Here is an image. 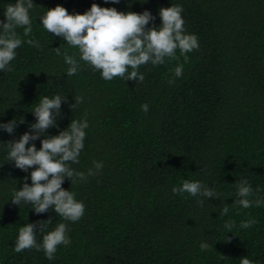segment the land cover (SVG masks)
<instances>
[{
    "label": "trees",
    "instance_id": "obj_1",
    "mask_svg": "<svg viewBox=\"0 0 264 264\" xmlns=\"http://www.w3.org/2000/svg\"><path fill=\"white\" fill-rule=\"evenodd\" d=\"M15 2L0 0V22ZM32 2V34L25 37L23 27L16 28L22 44L9 65L13 70L0 71V123L16 121L13 133L0 129V264H240L241 257L264 264V205L234 204L242 179L253 188L249 199L264 200V0ZM93 3L121 12L147 10L154 17L147 27L160 26V8L180 5L184 28L198 37L199 48L187 54V62L177 50L178 60L142 65L143 82L106 81L79 59L78 48L48 33L39 20L57 5L83 14ZM64 52L79 61L73 76L66 74ZM177 64L184 66L179 78L173 74ZM55 95L66 97L57 126L29 144L39 150L41 139L86 118L84 148L70 167L87 174L95 171L94 161L103 163L96 175L62 183L85 205L77 222L63 221L52 209L36 214L31 204L11 202L15 190L31 185L33 169L25 172L7 161V144L32 134L39 98ZM77 97L83 102L70 107ZM183 180L212 187L218 198L174 194ZM225 204L229 212L221 216ZM250 218L256 223L240 228ZM49 219L42 232L38 222ZM61 222L71 243L59 246L52 260L43 250L14 251L21 226L35 224L40 243ZM227 222L235 224L230 233ZM202 243L209 247L201 249Z\"/></svg>",
    "mask_w": 264,
    "mask_h": 264
},
{
    "label": "clouds",
    "instance_id": "obj_2",
    "mask_svg": "<svg viewBox=\"0 0 264 264\" xmlns=\"http://www.w3.org/2000/svg\"><path fill=\"white\" fill-rule=\"evenodd\" d=\"M109 2V0H105ZM119 3V0H111ZM34 4L32 0H16L9 4L4 12L5 22H0V71L13 69L9 66L16 58V49L22 44V39L16 32L17 27H23V35L30 37L32 34V19L30 10ZM180 5L159 9L161 24L159 27H147L154 19L152 14L145 10L142 13L121 12L115 8L100 7L93 3L83 14H69L67 9L57 5L47 9L39 18L44 29L53 36L63 38L70 46L78 48L79 59L87 63L94 71H99L101 78L111 81L116 77L123 80L143 82L145 77L138 69L147 63L153 66L163 65L168 60H178L177 50L180 56L187 62V54L199 48L198 37L189 34L184 28V19ZM33 47H39V42L34 39L26 41ZM56 55H61L60 47L55 48ZM63 59L67 68V76L75 75L79 68V61L75 55L63 53ZM183 64H177L173 70L176 78L183 74ZM131 69V71H129ZM174 83V80H169ZM62 102L66 97L55 95L51 98L43 96L32 111L36 122L30 124L32 134L25 132L18 141H10L7 161L22 171L30 173L31 185L24 183L15 190L11 202L20 205L21 202L31 204L36 214H41L52 209L63 221L77 222L85 211L83 202L76 199L73 191L62 188L65 179L75 184L83 181L87 176L96 175L103 168L102 162L94 161V169H89L87 174L78 172L70 167V163H79V156L84 148L86 137L85 129L88 128L87 119L72 120L66 129L58 135L45 137L40 140L39 150L34 144H29L40 138L49 127H56V117L60 114ZM83 102V97H77L70 107ZM147 113L148 105L141 106ZM15 120L0 123V129L13 133ZM26 145H28L26 147ZM27 179V178H25ZM234 204L242 208L264 205V200L259 198L252 200L253 188L246 179H242L236 186ZM257 191H259L257 189ZM174 194L187 193L192 197L218 198L213 188L207 187L199 181L183 180L180 187L172 189ZM204 200H198L201 206ZM228 206L222 208L220 215H227ZM39 229L43 232L45 223L51 224L52 220L40 221ZM256 221L253 218L243 221L240 228H250ZM235 226L234 222H227L224 227L227 233ZM66 223H59L56 227L43 234L42 241L37 242L35 224H25L18 230V236L14 251L20 253L26 249L43 250L47 259L52 260L59 246H67L71 243L68 236ZM207 243L201 244V249H207ZM240 264H254L247 257H241Z\"/></svg>",
    "mask_w": 264,
    "mask_h": 264
},
{
    "label": "water",
    "instance_id": "obj_3",
    "mask_svg": "<svg viewBox=\"0 0 264 264\" xmlns=\"http://www.w3.org/2000/svg\"><path fill=\"white\" fill-rule=\"evenodd\" d=\"M75 13H77L76 10H75Z\"/></svg>",
    "mask_w": 264,
    "mask_h": 264
}]
</instances>
